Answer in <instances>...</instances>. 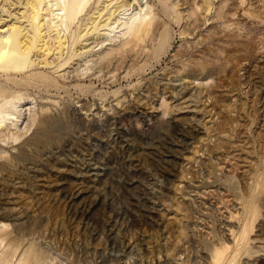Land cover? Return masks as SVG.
Segmentation results:
<instances>
[{"label": "rangeland", "instance_id": "1", "mask_svg": "<svg viewBox=\"0 0 264 264\" xmlns=\"http://www.w3.org/2000/svg\"><path fill=\"white\" fill-rule=\"evenodd\" d=\"M14 1L0 22L29 28ZM145 1L94 0L69 29L44 6L51 50L0 72L11 264H264V0H196L195 26L181 0H147L162 21L148 55L99 60Z\"/></svg>", "mask_w": 264, "mask_h": 264}, {"label": "bare ground", "instance_id": "2", "mask_svg": "<svg viewBox=\"0 0 264 264\" xmlns=\"http://www.w3.org/2000/svg\"><path fill=\"white\" fill-rule=\"evenodd\" d=\"M3 1V0H2ZM94 0H17L14 1L18 3V5H22V10H25V16L23 18L26 19L28 22L29 28H26V26H23L22 23L20 24L15 23L12 21V23L7 22L4 23V21L0 22V72H3L5 74L12 73V72H20L25 69H28L32 66V61L30 60V52L36 47L38 43H40V46L45 50H51L49 46V38L51 34H49L48 38H45L46 35H44V32L42 33L43 24L42 23V9L44 6L48 10L50 20L53 22L52 27H57L61 25L64 21V26L66 29H69V27L79 18V14L88 6L92 4ZM138 1V0H134ZM198 1V0H197ZM203 1V0H201ZM233 1V0H232ZM236 1V0H235ZM242 1V0H241ZM111 2V1H110ZM126 2V1H125ZM163 6H165L164 1L160 0ZM227 0L224 2L226 3ZM8 3V2H6ZM116 3V1H115ZM119 3V2H117ZM135 3V2H134ZM145 8L142 7V3H137L139 6L138 11L129 13V16L126 21H123L120 26H125V31L120 33L121 36L116 35V37H123L122 41L120 43H117L118 45L116 47H109V49L105 50L104 52L98 54L99 60H105L109 63L114 58H118L117 60L118 64H124L126 61L127 55L131 56V60H136L139 56L145 54L148 50L146 49L145 45H143V37L148 32L153 35V31H155L158 26H161L162 21L160 19V16L157 15V13L151 8V5H148L147 0L144 2ZM196 0H181V4L188 5L186 14L184 17L187 21H189L192 25H197L198 18L200 17L198 15V7ZM203 3V2H202ZM221 6H225V4ZM230 3V2H229ZM235 3V2H233ZM232 3V4H233ZM3 4V2H2ZM105 4V3H104ZM120 4V3H119ZM123 4V3H122ZM136 4V3H135ZM136 4V5H137ZM228 4V2H227ZM231 4V3H230ZM231 4V5H232ZM241 4V3H240ZM12 5V4H11ZM102 5V4H101ZM116 5V4H115ZM134 5V4H133ZM229 5V4H228ZM227 5V6H228ZM244 5V4H243ZM4 6V4H3ZM2 6V7H3ZM122 6H128L130 7V3H124ZM182 6V5H181ZM115 7V6H114ZM180 7V5H179ZM219 6H217V10L220 12L223 10ZM229 7V8H228ZM228 11L225 12L223 15L224 17H228L230 12V6H228ZM6 8V7H5ZM8 8V7H7ZM6 8V9H7ZM18 8V7H17ZM119 8V6H118ZM126 8V7H125ZM186 8V7H185ZM216 8V7H214ZM220 8V9H218ZM116 9V8H115ZM244 9V8H243ZM10 10V9H8ZM7 10V11H8ZM21 10V11H22ZM103 10V9H102ZM216 10V12H218ZM227 10V9H226ZM246 10V8H245ZM17 11V10H16ZM184 11V10H183ZM232 11V9H231ZM12 12V11H11ZM20 12V11H19ZM103 12V11H102ZM111 12V11H110ZM218 12V13H219ZM15 13V12H14ZM13 13V14H14ZM113 13V12H112ZM215 13V12H214ZM213 13V14H214ZM221 13V12H220ZM263 13V12H262ZM3 15V13L1 12ZM16 14V13H15ZM106 14V13H105ZM111 14V13H108ZM115 14V13H114ZM211 14V15H213ZM238 14V13H237ZM1 15V16H2ZM100 15V14H99ZM220 15V14H219ZM218 15V16H219ZM262 15V14H261ZM48 16V17H49ZM105 16V15H104ZM117 16V15H116ZM199 16V17H198ZM217 14H215V17ZM221 16V15H220ZM219 16V17H220ZM9 17V16H7ZM20 17V16H19ZM98 17V16H97ZM108 17V16H107ZM110 17V16H109ZM222 17V16H221ZM21 18V17H20ZM121 18V17H120ZM183 18V17H182ZM214 18V17H213ZM6 19V18H5ZM19 19V18H18ZM64 19V20H63ZM114 19V18H113ZM217 19V18H216ZM220 20V18H218ZM4 20V19H3ZM13 20V19H12ZM59 20V21H57ZM108 20V19H107ZM1 21V20H0ZM6 21V20H5ZM8 21V20H7ZM25 21V22H26ZM119 21V19L115 20ZM231 21V20H230ZM49 22V21H48ZM59 22V24H57ZM212 23V22H211ZM26 24V23H25ZM51 24V23H50ZM107 25L109 23H106ZM117 24V23H116ZM117 24V25H119ZM161 24V25H160ZM164 24V23H163ZM185 25V24H184ZM109 26V25H108ZM46 27V26H45ZM44 27V28H45ZM49 27V26H48ZM61 28V26H60ZM226 28V27H225ZM50 29V28H49ZM121 29V28H120ZM122 30V29H121ZM49 31V30H48ZM108 31V30H107ZM211 31V30H210ZM209 31V32H210ZM213 31V30H212ZM211 31V32H212ZM223 31V30H222ZM228 32V31H227ZM46 33V32H45ZM48 33V32H47ZM51 33V32H50ZM60 33V32H59ZM233 33V32H232ZM214 34V33H213ZM147 36V35H146ZM228 36V35H227ZM55 37V36H54ZM53 37V38H54ZM57 37V36H56ZM231 37V36H230ZM151 38L150 40H152ZM222 39V38H221ZM227 39V38H226ZM52 40V39H51ZM58 40V39H57ZM66 40V39H65ZM105 40V39H104ZM106 40H111L110 38H106ZM114 40V39H113ZM168 40V33L165 32V34L160 38L159 44H158V50H161L165 43ZM54 42V40H53ZM51 43V41H50ZM197 44V43H196ZM243 45V44H242ZM165 47V46H164ZM41 49V48H40ZM205 50V49H204ZM223 51V50H222ZM51 52V51H50ZM40 53V52H39ZM53 54V53H52ZM147 54V53H146ZM34 55V54H33ZM40 55V54H39ZM44 55V53H43ZM148 55V54H147ZM38 56V54H37ZM32 57V56H31ZM39 57V56H38ZM41 57V56H40ZM44 57V56H43ZM32 59V58H31ZM34 59V58H33ZM116 60V59H115ZM146 60V59H145ZM51 61V60H50ZM39 62V61H38ZM97 63L99 61H96ZM101 62V61H100ZM99 62V63H100ZM104 62V61H102ZM106 62V63H107ZM39 64V63H38ZM44 64V63H43ZM132 64V63H131ZM102 66V65H101ZM128 70V69H127ZM73 73V71H72ZM115 73V71H114ZM76 75V74H75ZM65 76V75H64ZM4 91V88L0 86V96L1 93ZM7 103V102H6ZM6 105V104H5ZM6 108V107H5ZM14 110V109H13ZM14 114V112H9V109H3L0 106V125L4 123V118L8 114ZM14 120V119H11ZM15 122V121H13ZM12 123V122H11ZM4 125V124H3ZM16 125V123L12 124ZM2 126V125H1ZM258 134V133H257ZM19 138V137H18ZM217 169V168H216ZM247 176V175H246ZM247 178V177H246ZM198 197V196H197ZM243 205V204H242ZM244 206V205H243ZM239 207V206H238ZM227 245V244H226ZM17 249V248H16ZM28 249V248H27ZM33 249V248H32ZM221 249V248H220ZM223 250V249H222ZM28 251H30L28 249ZM32 251V250H31ZM35 251V250H34ZM38 251V249H37ZM219 251V249H218ZM15 252V251H14ZM25 252L26 249H25ZM41 252V251H40ZM30 253V252H29ZM27 253L22 259L29 260L31 264H41V255L39 252H33ZM216 257L212 260L214 263H217L220 259V252L216 253ZM226 256V255H225ZM11 257V256H10ZM12 258V257H11ZM11 258L7 256H0V264H11ZM21 259V257H19ZM21 259V260H22ZM209 259V258H208ZM26 260H23L26 262ZM22 263V261H20ZM22 263V264H23ZM25 264V263H24ZM27 264H29L27 262Z\"/></svg>", "mask_w": 264, "mask_h": 264}]
</instances>
